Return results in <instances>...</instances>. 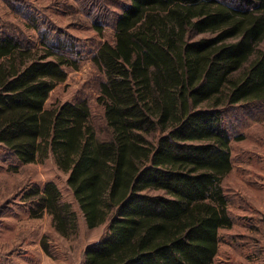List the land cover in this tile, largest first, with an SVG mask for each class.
I'll return each mask as SVG.
<instances>
[{"label": "trees", "instance_id": "obj_1", "mask_svg": "<svg viewBox=\"0 0 264 264\" xmlns=\"http://www.w3.org/2000/svg\"><path fill=\"white\" fill-rule=\"evenodd\" d=\"M35 29L40 43L0 26V145L23 164L52 155L87 226L108 224L84 264H212L233 225L227 118L264 102V0H128L92 56L102 126L87 99L47 106L80 52L64 30ZM26 198L32 218L78 234L56 182Z\"/></svg>", "mask_w": 264, "mask_h": 264}, {"label": "rangeland", "instance_id": "obj_2", "mask_svg": "<svg viewBox=\"0 0 264 264\" xmlns=\"http://www.w3.org/2000/svg\"><path fill=\"white\" fill-rule=\"evenodd\" d=\"M127 2L0 0V26L20 27L27 40L37 43L43 37L35 29L36 24L47 34L55 26L73 36L78 44L80 54L74 57L79 59L80 67H67L68 78L51 92L48 107L87 99L95 123L102 126L103 109L96 100L102 75L92 56L103 41L112 40L116 15ZM34 15L37 19L31 18ZM97 18L105 28L103 35L94 27ZM228 116L233 169L224 178L223 186L233 225L220 229L219 252L212 264H264V102L237 105ZM68 176L52 155L42 162L23 164L0 145V264L85 263L86 248L102 238L108 224L87 226ZM47 181L56 182L64 200L77 210V235L66 238L59 234L48 215L30 216L26 194L34 185L43 187ZM43 239L50 244L51 253L43 248Z\"/></svg>", "mask_w": 264, "mask_h": 264}]
</instances>
